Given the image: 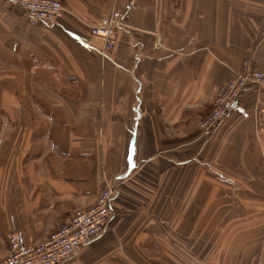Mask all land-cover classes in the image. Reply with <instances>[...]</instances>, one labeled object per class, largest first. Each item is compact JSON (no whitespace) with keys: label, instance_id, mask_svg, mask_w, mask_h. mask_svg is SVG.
Returning <instances> with one entry per match:
<instances>
[{"label":"crops","instance_id":"1","mask_svg":"<svg viewBox=\"0 0 264 264\" xmlns=\"http://www.w3.org/2000/svg\"><path fill=\"white\" fill-rule=\"evenodd\" d=\"M58 1L29 26L0 0V258L111 188L106 232L62 264H264V89L199 130L244 60L264 72V0Z\"/></svg>","mask_w":264,"mask_h":264},{"label":"built area","instance_id":"2","mask_svg":"<svg viewBox=\"0 0 264 264\" xmlns=\"http://www.w3.org/2000/svg\"><path fill=\"white\" fill-rule=\"evenodd\" d=\"M7 6H16L24 14L29 26L51 25L62 10L58 0H2ZM122 25V15L111 12L90 28V38L102 45L103 51L115 47L116 32ZM247 89H264V72L257 70L250 60L226 82L212 104L211 111L199 122L203 139L211 137ZM113 190L106 188L99 193L95 204L67 220L42 243L25 242L19 232L6 236L7 252L0 264H62L75 257L82 247L102 236L110 221Z\"/></svg>","mask_w":264,"mask_h":264},{"label":"rangeland","instance_id":"3","mask_svg":"<svg viewBox=\"0 0 264 264\" xmlns=\"http://www.w3.org/2000/svg\"><path fill=\"white\" fill-rule=\"evenodd\" d=\"M112 51V50H111Z\"/></svg>","mask_w":264,"mask_h":264}]
</instances>
